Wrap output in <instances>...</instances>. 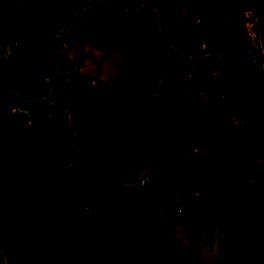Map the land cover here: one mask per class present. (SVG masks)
Instances as JSON below:
<instances>
[{"label": "rangeland", "instance_id": "rangeland-1", "mask_svg": "<svg viewBox=\"0 0 264 264\" xmlns=\"http://www.w3.org/2000/svg\"><path fill=\"white\" fill-rule=\"evenodd\" d=\"M53 2L0 5L11 24L0 44V130L25 127L18 139L25 150L35 130L52 121L65 126L52 152L0 159V177L25 192L0 204V264H38L37 250L54 241L68 245L47 264H75L102 235L119 230L106 210L116 191L117 200L127 198L137 210L127 229L137 252L162 233L175 241L177 258L187 257L185 224L199 212L197 262L264 264V0ZM51 9L55 13L45 20ZM131 26L137 29L126 44ZM41 32L50 39L33 63L26 47ZM159 44L164 58L147 76L124 62ZM234 69L248 72L247 95L228 91L225 81ZM189 76L202 87L190 88ZM18 80L25 92L14 88ZM75 85L89 87L93 102L106 86L105 98L120 102L140 125L156 94L165 108H176L180 123L152 136L156 162H149L143 143L131 163L103 161L101 130L88 129L87 116L58 96ZM227 193L258 199L260 221L240 227L229 216L221 220L217 198ZM83 204L86 216L78 207Z\"/></svg>", "mask_w": 264, "mask_h": 264}, {"label": "trees", "instance_id": "trees-1", "mask_svg": "<svg viewBox=\"0 0 264 264\" xmlns=\"http://www.w3.org/2000/svg\"><path fill=\"white\" fill-rule=\"evenodd\" d=\"M52 3L56 0H50ZM2 5V0H0ZM55 13L51 9L43 16L49 20ZM52 19V18H51ZM10 26L7 16L0 15V44L6 27ZM137 28L131 26L130 35L126 44L134 39ZM50 35L41 32L37 40L31 42L26 51L31 62L37 63L46 47V42ZM165 55L164 44L151 51H141L134 56L126 58L127 66L139 76H147L151 73L159 62H162ZM14 88L26 91L27 87L21 80L16 81ZM187 84L190 88L200 89L202 83L200 79L189 76ZM229 92L233 94L247 95L252 85L247 71L234 69L225 81ZM104 93L101 100L92 101V91L84 85H75L67 93H59V97L67 100L69 104L80 110L87 116L89 121L88 129L101 130L104 141L102 143V158L106 163L113 161L116 163H131L134 157L135 146L143 143L150 151L149 162H156L154 156L155 148L151 145L152 136L156 133L171 132L173 127L180 123V115L176 108L171 110L163 106V96L156 94L152 97L151 104L144 109L145 123L140 125L133 117L126 112L122 104L118 101H110L105 98L107 94L106 86H103ZM101 115V120L98 115ZM65 132V126L58 121H52L46 129L35 130L29 143L22 149L18 139L25 136L26 128L14 127L10 130H0V159L6 161H18L22 154H32L36 157L46 155L56 148V138ZM239 154V152H237ZM240 155V154H239ZM259 163L264 170V155L259 157ZM1 171V168H0ZM4 185L0 187V204L6 205L11 199L19 200L25 195L13 180L0 177ZM117 191L111 196V205L107 210L109 219L114 221L120 228L111 234H104L100 240L89 247L76 261L75 264H200L197 257L200 253L199 247L202 242V235L195 234L194 229L199 223V212H196L194 219L185 224L187 237L191 243V250L187 257L179 259L175 253V241L166 237L162 233H155L145 241V245L140 252L133 246V233H127V229L132 218L136 214V209L130 205L127 198L117 200ZM217 202L224 211L220 212L221 220L229 216L237 220L240 227H248L260 221L262 214L259 210L258 199L252 202L234 196L232 193L221 195ZM79 210L85 215L84 204L79 205ZM96 208V207H95ZM124 212L126 215L124 216ZM86 216V215H85ZM67 242L54 241L49 248L37 250L38 264H47L59 258V254L67 247Z\"/></svg>", "mask_w": 264, "mask_h": 264}, {"label": "water", "instance_id": "water-1", "mask_svg": "<svg viewBox=\"0 0 264 264\" xmlns=\"http://www.w3.org/2000/svg\"><path fill=\"white\" fill-rule=\"evenodd\" d=\"M19 110L23 111L22 109H19ZM192 150H195V146H193ZM143 165H145V164H143ZM141 166H142V165H138V166H137V174H136V178L138 177L139 169H140Z\"/></svg>", "mask_w": 264, "mask_h": 264}, {"label": "built area", "instance_id": "built-area-1", "mask_svg": "<svg viewBox=\"0 0 264 264\" xmlns=\"http://www.w3.org/2000/svg\"><path fill=\"white\" fill-rule=\"evenodd\" d=\"M145 180H147V178H145Z\"/></svg>", "mask_w": 264, "mask_h": 264}, {"label": "crops", "instance_id": "crops-1", "mask_svg": "<svg viewBox=\"0 0 264 264\" xmlns=\"http://www.w3.org/2000/svg\"><path fill=\"white\" fill-rule=\"evenodd\" d=\"M197 150V149H196ZM198 152V151H197Z\"/></svg>", "mask_w": 264, "mask_h": 264}]
</instances>
